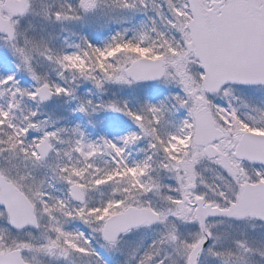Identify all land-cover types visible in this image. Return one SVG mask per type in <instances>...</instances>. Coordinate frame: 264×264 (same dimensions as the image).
<instances>
[{
  "label": "snow or ice",
  "instance_id": "1",
  "mask_svg": "<svg viewBox=\"0 0 264 264\" xmlns=\"http://www.w3.org/2000/svg\"><path fill=\"white\" fill-rule=\"evenodd\" d=\"M0 264H264V0H0Z\"/></svg>",
  "mask_w": 264,
  "mask_h": 264
}]
</instances>
